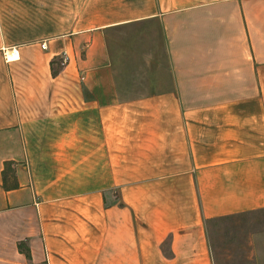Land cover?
<instances>
[{
    "label": "crops",
    "instance_id": "1",
    "mask_svg": "<svg viewBox=\"0 0 264 264\" xmlns=\"http://www.w3.org/2000/svg\"><path fill=\"white\" fill-rule=\"evenodd\" d=\"M259 210L264 0H0V264H216Z\"/></svg>",
    "mask_w": 264,
    "mask_h": 264
},
{
    "label": "rangeland",
    "instance_id": "2",
    "mask_svg": "<svg viewBox=\"0 0 264 264\" xmlns=\"http://www.w3.org/2000/svg\"><path fill=\"white\" fill-rule=\"evenodd\" d=\"M264 234V210L209 222L208 235L216 264H257L254 237Z\"/></svg>",
    "mask_w": 264,
    "mask_h": 264
},
{
    "label": "built area",
    "instance_id": "3",
    "mask_svg": "<svg viewBox=\"0 0 264 264\" xmlns=\"http://www.w3.org/2000/svg\"><path fill=\"white\" fill-rule=\"evenodd\" d=\"M43 47L46 48V44L45 43L43 44ZM68 60H69V57L66 54L65 57L62 60V65H65L68 62Z\"/></svg>",
    "mask_w": 264,
    "mask_h": 264
},
{
    "label": "bare ground",
    "instance_id": "4",
    "mask_svg": "<svg viewBox=\"0 0 264 264\" xmlns=\"http://www.w3.org/2000/svg\"><path fill=\"white\" fill-rule=\"evenodd\" d=\"M16 55H17V53L15 51H11L9 56L10 57H15Z\"/></svg>",
    "mask_w": 264,
    "mask_h": 264
}]
</instances>
